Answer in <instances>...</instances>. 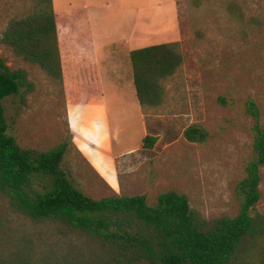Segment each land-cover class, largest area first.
<instances>
[{"label":"rangeland","instance_id":"rangeland-1","mask_svg":"<svg viewBox=\"0 0 264 264\" xmlns=\"http://www.w3.org/2000/svg\"><path fill=\"white\" fill-rule=\"evenodd\" d=\"M57 1L53 0L54 7L59 9ZM176 1L182 64L164 81L161 105L142 108L143 118L141 110L126 103L118 108V102L108 98L114 150L137 147L118 160L120 190L110 188L92 172L72 147L65 102L79 94L71 85L62 84L57 73L52 75L16 55L2 40L11 20L30 14L37 0H0V57L10 68L26 70L29 83L28 88L2 100L8 134L20 146L37 150L65 142L61 168L90 197L144 194L148 204L155 205L159 194L176 190L206 219L233 217L241 205L237 186L253 158L254 118L245 110L249 99L264 125V0ZM60 54L58 48L59 59ZM80 55L91 61L87 43L67 61L79 63ZM87 74L70 77L73 81ZM221 96L225 104L218 101ZM193 124L206 131L203 141L183 137ZM145 134L157 137L152 148L142 146ZM260 176V197L250 212L264 217V166ZM34 182L40 185L41 180ZM114 243L31 219L0 194V264H135ZM231 264H264V229L245 237Z\"/></svg>","mask_w":264,"mask_h":264},{"label":"trees","instance_id":"trees-1","mask_svg":"<svg viewBox=\"0 0 264 264\" xmlns=\"http://www.w3.org/2000/svg\"><path fill=\"white\" fill-rule=\"evenodd\" d=\"M56 21L51 0H37L30 14L11 20L2 40L16 55L62 78ZM130 59L141 108L161 105L164 81L182 64L178 42L133 50ZM28 86L27 71L10 68L0 57V194L8 196L17 211L115 242L118 252L135 264H231L245 237L264 229V217L250 212L260 197L264 166V125L253 100L245 105L254 118L253 158L237 186L239 211L233 217L206 219L176 190L159 194L155 205H149L144 194L113 193L98 199L84 194L61 168L65 142L37 150L20 146L8 134L2 100ZM218 101L227 102L222 96ZM205 136L206 131L195 124L183 132L190 142H201ZM156 141V136L146 134L142 146L152 148Z\"/></svg>","mask_w":264,"mask_h":264},{"label":"crops","instance_id":"crops-1","mask_svg":"<svg viewBox=\"0 0 264 264\" xmlns=\"http://www.w3.org/2000/svg\"><path fill=\"white\" fill-rule=\"evenodd\" d=\"M51 4L57 16L62 84L71 85L79 94V98L65 102L72 147L92 172L118 191V160L137 147L114 150L108 98L118 102V108L126 103L133 110H141L144 118L136 98L130 53L146 46L180 42L177 1L58 0L59 9L53 0ZM85 43L92 53L91 61L82 55L79 63L74 62L76 59L67 61L70 54H79ZM73 47L79 48L74 51ZM84 73H88L86 77L73 81L70 77Z\"/></svg>","mask_w":264,"mask_h":264}]
</instances>
